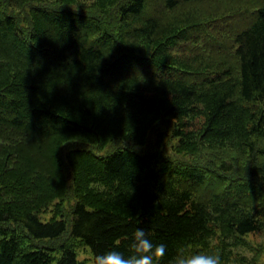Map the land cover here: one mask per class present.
<instances>
[{"label": "trees", "instance_id": "obj_1", "mask_svg": "<svg viewBox=\"0 0 264 264\" xmlns=\"http://www.w3.org/2000/svg\"><path fill=\"white\" fill-rule=\"evenodd\" d=\"M137 227L160 264L264 233V0H0V264Z\"/></svg>", "mask_w": 264, "mask_h": 264}, {"label": "clouds", "instance_id": "obj_2", "mask_svg": "<svg viewBox=\"0 0 264 264\" xmlns=\"http://www.w3.org/2000/svg\"><path fill=\"white\" fill-rule=\"evenodd\" d=\"M168 245L153 242L143 227H137L130 238L128 248L121 251L110 248L94 256L93 264H160ZM169 264H222L221 257L214 253H188L183 245L178 246Z\"/></svg>", "mask_w": 264, "mask_h": 264}, {"label": "rangeland", "instance_id": "obj_3", "mask_svg": "<svg viewBox=\"0 0 264 264\" xmlns=\"http://www.w3.org/2000/svg\"><path fill=\"white\" fill-rule=\"evenodd\" d=\"M108 150L107 148L102 153ZM74 200L70 198L67 200L69 205L73 203ZM50 214L48 212L41 213V220L48 219ZM249 241L248 246L234 247L232 250L231 263L230 264H264V233H254L246 236ZM260 247L263 252L256 251L253 247ZM78 260L83 261V264H93L92 255L87 246H79L77 249ZM238 258V260H237ZM242 260L240 261L239 259Z\"/></svg>", "mask_w": 264, "mask_h": 264}]
</instances>
